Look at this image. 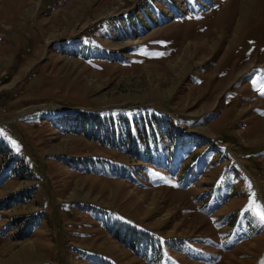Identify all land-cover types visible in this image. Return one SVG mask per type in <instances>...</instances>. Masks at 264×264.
I'll return each mask as SVG.
<instances>
[{
    "label": "rangeland",
    "instance_id": "1",
    "mask_svg": "<svg viewBox=\"0 0 264 264\" xmlns=\"http://www.w3.org/2000/svg\"><path fill=\"white\" fill-rule=\"evenodd\" d=\"M264 0H0V264H264Z\"/></svg>",
    "mask_w": 264,
    "mask_h": 264
},
{
    "label": "snow or ice",
    "instance_id": "2",
    "mask_svg": "<svg viewBox=\"0 0 264 264\" xmlns=\"http://www.w3.org/2000/svg\"><path fill=\"white\" fill-rule=\"evenodd\" d=\"M261 220L264 221V216H261Z\"/></svg>",
    "mask_w": 264,
    "mask_h": 264
}]
</instances>
